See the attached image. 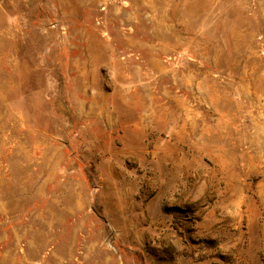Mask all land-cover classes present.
Here are the masks:
<instances>
[{
	"label": "rangeland",
	"instance_id": "obj_1",
	"mask_svg": "<svg viewBox=\"0 0 264 264\" xmlns=\"http://www.w3.org/2000/svg\"><path fill=\"white\" fill-rule=\"evenodd\" d=\"M0 264H264V0H0Z\"/></svg>",
	"mask_w": 264,
	"mask_h": 264
}]
</instances>
